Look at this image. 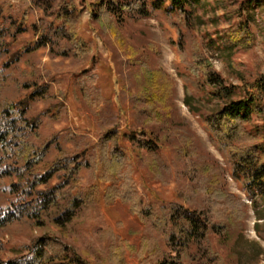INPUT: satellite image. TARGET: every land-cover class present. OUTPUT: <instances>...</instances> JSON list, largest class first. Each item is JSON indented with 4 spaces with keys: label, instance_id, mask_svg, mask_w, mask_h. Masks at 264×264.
<instances>
[{
    "label": "trees",
    "instance_id": "1",
    "mask_svg": "<svg viewBox=\"0 0 264 264\" xmlns=\"http://www.w3.org/2000/svg\"><path fill=\"white\" fill-rule=\"evenodd\" d=\"M82 2L99 32L107 31L119 44L123 43L120 35L126 24L155 12L179 15L186 25L193 22L201 26L205 15L222 10L230 25L224 32L216 31V40L210 38L208 44L227 61L239 83L227 82L209 58L195 52L188 68L191 82L202 94L196 95L188 88L184 103L202 117L213 144L227 156L232 177L243 184L250 197L255 230L264 239V73L247 75L231 59L238 50L252 47L253 25L264 34V0ZM33 3L51 20L44 21L40 41L32 49L48 47L57 56L86 62L92 46L81 35L83 8L76 0ZM3 19L0 10V54H10V45L23 31L27 15L14 19L9 26ZM212 21L217 24L218 18L212 15ZM14 23L17 31L13 32ZM20 53L10 56L5 69L19 61ZM140 73L141 82L130 93L137 129L131 134L119 130V116L124 110L111 111L112 103L102 97L96 86V75L80 72L76 86L86 105L96 115L108 109V117L99 118L103 135L97 151L92 146L81 156L67 155L57 135L43 142L41 118L28 117L32 103L47 98L44 87L36 81H25L22 88L29 92L18 101L10 99L5 94L7 81L0 74V192L11 198L8 206L0 205V230L20 222L44 231L25 247V253L7 259L0 255V264H94L97 256L93 245L89 253L81 243L71 242V237L79 226L99 222L101 200L106 205L118 200L126 204L142 226L138 245L121 240L112 229L97 228L98 235L107 241L103 260L107 264H125L127 253L135 256L139 264H185L186 259L197 258L218 263L221 258L210 236H217L220 244L227 247L238 243L249 204L228 189L225 167L202 150L197 135L178 117L172 106L174 84L169 76L147 66H142ZM136 133L148 138L136 139ZM52 144L58 153L50 160ZM165 146H172L175 153L172 163L178 168L176 200L165 202L156 196L157 203L147 204L132 178L130 154L144 150L145 154L138 153L142 164L155 181L167 183L171 166L161 153ZM82 169L92 177L88 185L80 176ZM53 179H57L54 184ZM101 181L108 183L103 194L99 191ZM230 255L241 264L239 251L232 250Z\"/></svg>",
    "mask_w": 264,
    "mask_h": 264
},
{
    "label": "rangeland",
    "instance_id": "2",
    "mask_svg": "<svg viewBox=\"0 0 264 264\" xmlns=\"http://www.w3.org/2000/svg\"><path fill=\"white\" fill-rule=\"evenodd\" d=\"M33 1L0 0L2 19L4 18L3 22L6 25L9 26L14 19L20 20L24 13L27 15L23 31L18 32L16 40L10 45V54H0V71H2L0 74L5 76L4 80L7 81L5 94L10 99L18 101L29 92L22 88L25 81H36L44 87V92H48L46 99L32 103L27 114L29 118H41L40 132L43 142L57 135L58 142L67 155L81 156L92 146L97 151L103 135L99 118H107L108 109L105 107L98 113L102 115L98 116L86 105L85 98L76 86L81 71L85 70L96 75V86L102 97L112 103L111 111L115 113L119 109L124 110L119 116V130L133 134L137 129L134 126L133 112L130 107V93L134 92L141 82L140 68L147 66L163 70L174 84L172 106L178 117L197 135L202 150L211 154L225 167L228 189L249 204L248 215L244 220L245 225L236 245L232 243L227 247L220 244L217 236H210L213 249L221 258L218 263L216 260L205 261L199 258L186 259L184 263L239 264V261L230 255V251L236 249L239 251L241 264H264V239L255 230L256 216L251 207L250 197L243 184L232 177L228 158L213 144L202 117L191 112L184 103L188 88L196 95L202 94V91L192 83L188 68V63L195 52L209 58L214 68L227 82L239 83L232 69L227 66V61L218 56L215 49L208 44L210 38L216 40V31L224 32L230 25L224 18L222 10L216 9L214 13L209 12L203 15L201 26L194 25L193 22L186 25L179 15L155 12L151 17L126 24L120 35L123 43L119 44L107 31L99 32V26L92 22L84 2L76 0L77 4L83 8L81 35L92 46V54L86 62L81 63L73 57L57 56L51 53L48 47L32 49L40 41L39 33L43 30L44 21L51 20L34 5ZM201 13L200 10L199 14ZM212 15L218 18L217 24L213 23ZM12 26V31H17L15 23ZM251 30L255 33L252 47L247 50H238L233 53L231 59L247 75L255 77L257 74L264 73V34L256 25H253ZM7 40L10 41L11 38L8 37ZM27 47H31L30 51H23L22 48ZM15 52H21L19 61L5 69L4 63L10 61V56ZM135 136L139 140L148 138L138 133ZM134 145L137 147V144ZM57 153L55 144H52L48 159L53 160ZM138 153L145 154L144 150L140 152L134 150L130 154L132 178L144 202L157 203L156 196L165 202L176 200L178 168H175L172 163L175 157L173 147L165 146L161 149V153L171 166L167 183L153 179L140 161L141 154ZM80 176L84 184L91 183L92 177L87 169H82ZM56 182L57 179H53L52 184ZM106 186L108 183L102 181L99 183L100 194L104 193ZM9 203L11 198L0 192V205L6 207ZM100 213L102 217L99 222L79 226L78 231L71 237V242L81 243L89 253H92L93 249L96 250L97 257L94 264H107L103 262L107 241L98 235L97 228L112 229L121 240L138 245L142 236V226L129 212L128 206L119 200L112 205H106L101 200ZM43 234L44 231L28 223L11 224L0 230V255L5 259L19 256L22 251L25 253V247L29 246L35 237ZM125 264H139V260L127 253Z\"/></svg>",
    "mask_w": 264,
    "mask_h": 264
}]
</instances>
